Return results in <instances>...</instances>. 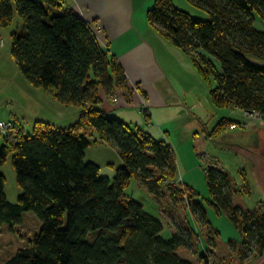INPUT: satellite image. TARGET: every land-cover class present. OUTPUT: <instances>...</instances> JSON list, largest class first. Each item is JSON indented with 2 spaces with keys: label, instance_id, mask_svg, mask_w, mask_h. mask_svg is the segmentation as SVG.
Wrapping results in <instances>:
<instances>
[{
  "label": "trees",
  "instance_id": "obj_1",
  "mask_svg": "<svg viewBox=\"0 0 264 264\" xmlns=\"http://www.w3.org/2000/svg\"><path fill=\"white\" fill-rule=\"evenodd\" d=\"M189 1L208 18L181 10L173 0H155L147 12L150 24L189 54L203 77L214 80L210 93L217 107L264 120V31L255 23L257 17L264 19V0ZM15 11L25 28L12 34L20 71L57 101L79 106L82 120L64 127L38 121L32 133L16 125L17 134H0V229L14 231L24 212H33L42 224L1 264H196L179 254L180 248L196 250L199 232L192 224L163 234V220L126 194L132 178L157 200L171 185L192 215L208 223L200 193L178 178L168 142L99 105L101 89L113 95L127 83L121 64L100 43L92 25L64 0H0V27L13 23ZM237 124L223 119L209 136ZM93 143H105L122 157L113 178L87 159ZM11 152L22 188L16 203L7 198L2 172ZM204 175L208 196L203 199L240 228L243 260L262 255L264 205H236L234 197L242 186L237 189L217 162L206 161ZM200 259L213 264L204 251Z\"/></svg>",
  "mask_w": 264,
  "mask_h": 264
},
{
  "label": "rangeland",
  "instance_id": "obj_2",
  "mask_svg": "<svg viewBox=\"0 0 264 264\" xmlns=\"http://www.w3.org/2000/svg\"><path fill=\"white\" fill-rule=\"evenodd\" d=\"M144 2L145 0H141L135 4L134 11L138 10L137 14L144 12L142 8ZM173 2L178 8L193 16L208 18L203 9L198 8L189 0H173ZM255 23L257 29L264 31V19L257 17ZM24 29V21L16 11L13 23L6 27H0V120L14 122V129H9L14 134L18 133L16 125L23 128L26 134L32 133L38 121H49L57 127L67 126L65 124L67 120L63 118L64 114L71 113V122H69L71 124L78 122L80 119L82 120V113L79 111L74 116V114L72 115L73 112H70L67 108L54 107L53 102L57 100L54 99L52 94L41 87L33 85L20 71L12 53V34H21ZM194 67L204 80L207 89L211 91L214 80L203 77L197 65ZM99 105L104 109L102 104ZM215 108L214 127L217 125L220 116L221 119L225 117L223 115H227V117L238 123L237 127L231 130L228 129V126L224 128V133L228 132L226 137L223 135L224 133L221 134L223 137L213 135L212 140L214 143H212V146L210 145V147L220 146L221 149L223 148L220 151L221 159L227 157L231 161L224 166L227 167L228 172L237 184V189L242 185V190L238 191L234 197L235 204L245 208L264 205V123L257 122L261 120L255 119L259 118L255 115V118H250L231 108H219L216 105ZM217 113L220 114L219 117H217ZM210 120L211 116H209ZM141 123H145V117H143ZM244 123H247L248 126ZM132 127L140 129V125L136 122L132 123ZM6 130L0 127V134L9 133V130ZM234 132H239V136L236 135L237 137L232 138ZM9 139H11V136ZM228 140L229 142L240 143L242 147H246V150L226 144L225 142ZM102 144L93 143L88 148H92L88 153V158H98V161L102 158V163L106 160V163L101 164L100 171L102 175L113 178L116 169L123 163V160L115 149L107 144L105 145V143L104 146ZM92 151L93 156H91ZM205 157L202 156L198 159L200 165L206 164ZM110 162L112 164H109ZM198 167L199 171L193 170V173H191L195 174V178L190 183L195 186V189L200 193L199 198L205 203L208 223L199 222L196 216L192 215L185 201L180 200L181 195L179 192L177 193L176 188L171 187V185L167 186L164 196L157 200L143 184L136 178H132L126 187V194L141 202L147 211L158 215L163 220L165 225L163 234H172L177 225H186L190 222L199 232L196 236V250L193 252L180 248L179 254L193 260L196 264H204L200 259V253L203 251L213 264H264V253L262 255L255 254L248 260H243L241 230L225 212L218 211L214 205L203 199L204 196H208V186L203 168ZM2 172L6 177L7 198L11 203H16L22 188L17 181L12 152L2 166ZM261 201L263 202L260 203ZM22 218L23 222L17 224L14 231H10L7 226L0 229V264L14 254L19 247L25 246L29 242V238L33 237L42 225L33 212H24Z\"/></svg>",
  "mask_w": 264,
  "mask_h": 264
},
{
  "label": "crops",
  "instance_id": "obj_3",
  "mask_svg": "<svg viewBox=\"0 0 264 264\" xmlns=\"http://www.w3.org/2000/svg\"><path fill=\"white\" fill-rule=\"evenodd\" d=\"M138 1L141 0H64V3L92 25L100 43L110 50L126 73L127 83L113 95L101 90L103 110L131 125L136 122L154 137L165 139L174 150L179 180L194 189L190 182L194 181L195 174L191 173L199 171L198 166L204 171V165L198 160L200 157L206 156V161H215L226 170L225 164L231 162L226 156L221 159L223 148L210 147L214 143V136L209 135L215 128L216 108L192 57L150 24L147 12L155 0H145L144 12L137 14L138 10L134 9ZM53 106L67 108L74 116L77 111L81 112L79 106L59 101L53 102ZM233 110L242 113L239 109ZM223 116V119H229L227 115ZM70 117L71 113L63 116L67 126L71 124ZM143 117L145 123H141ZM223 119L220 116L218 123ZM227 126L229 130L233 128ZM224 132L223 129L215 136L226 137L228 132ZM239 134L234 132L232 138ZM228 142L225 143L246 150L240 143ZM91 149L87 150V158ZM88 159L100 166L106 163V160L102 163V158L100 161Z\"/></svg>",
  "mask_w": 264,
  "mask_h": 264
},
{
  "label": "built area",
  "instance_id": "obj_4",
  "mask_svg": "<svg viewBox=\"0 0 264 264\" xmlns=\"http://www.w3.org/2000/svg\"><path fill=\"white\" fill-rule=\"evenodd\" d=\"M114 99L117 100L116 97H114ZM255 116H257V115H255ZM258 119H260V117ZM260 120H261L260 122L263 124L264 123V120L262 118ZM0 127L3 128V129H7L6 131H8L10 128L14 129V124L11 121L6 122V121H1L0 120ZM9 131H11V130H9Z\"/></svg>",
  "mask_w": 264,
  "mask_h": 264
}]
</instances>
